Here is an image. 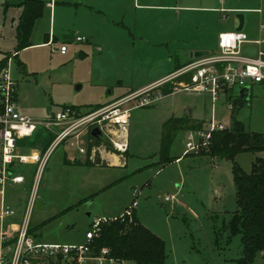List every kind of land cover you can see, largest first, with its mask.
<instances>
[{
  "label": "rangeland",
  "instance_id": "374dc122",
  "mask_svg": "<svg viewBox=\"0 0 264 264\" xmlns=\"http://www.w3.org/2000/svg\"><path fill=\"white\" fill-rule=\"evenodd\" d=\"M18 1L0 0V62L3 54H14L8 64L17 84L16 105L21 115L41 119L66 106L77 112L95 108L92 106L102 105L118 93L114 77L107 74L108 67H117L121 75L129 79L134 75L133 65L143 68L151 63L141 54L135 55L134 64L125 62V58L133 54L106 60L91 48L78 45L74 39L78 8L74 4L62 5V1L75 3L78 0H56L54 23L52 19L51 24L50 9L45 6L43 16L33 24L30 45L16 51L15 23L21 11ZM226 2L227 5L260 8L261 13L243 12V30L258 37L259 24H264V3L255 4V0ZM48 33L50 40L46 42ZM53 38L57 46L66 43L65 55L51 50ZM80 52L84 57L79 56ZM187 82V74L179 75L153 92H163L164 88L172 89L174 85ZM188 111L191 119L202 122L203 126L211 113L208 94L182 90L164 95L148 106L132 108L126 131L127 152L117 151L111 142L115 137L111 131L100 138L95 148L88 147L87 131L72 141L57 145L40 178L37 196L41 209L34 207L30 213L31 233L43 243L82 246L87 243L86 232L92 229L95 219L117 217L135 200L134 211L139 221L163 240L167 264H237L242 255L240 234H231L228 229V221L236 209L232 161L225 157L195 155L207 147L185 152L189 129L176 130L170 145V156L183 153L181 158L166 164L159 161L162 123L171 115L190 118ZM234 111L239 113L247 128L251 117V127L264 129V99L256 93L251 107L243 104ZM229 112L232 110L225 108L223 99L215 102L217 120L230 121ZM41 136L25 141L22 147H39ZM83 146L85 155L78 152ZM256 155L264 154L240 152L234 161L249 172ZM97 156H104L108 163L112 161L109 157H117V162L84 163L86 158L94 160ZM34 170L35 165L30 163L18 165L16 171L24 176V182L6 181L0 186L1 204L14 210L12 216L1 221L5 228L21 222ZM165 196H169L170 201H165ZM105 223L109 222H102L100 226ZM89 257L92 260L84 264H97L96 256L89 253ZM98 258L108 261V253ZM263 261L264 252L252 264H263Z\"/></svg>",
  "mask_w": 264,
  "mask_h": 264
},
{
  "label": "built area",
  "instance_id": "2783aa9c",
  "mask_svg": "<svg viewBox=\"0 0 264 264\" xmlns=\"http://www.w3.org/2000/svg\"><path fill=\"white\" fill-rule=\"evenodd\" d=\"M260 28L264 31V24H261ZM74 39L77 42L86 41V37L82 35H75ZM248 41L246 33L242 30L221 32L215 51L191 59L151 85L126 92L108 103L84 112H77L73 107L66 106L61 111L41 119L29 118L19 113L16 105L17 84L11 76L8 57L0 68V186L6 181L18 184L24 182V176L16 171L18 165L31 163L35 165V170L31 190L25 201L26 209L19 225L9 228L2 225L1 221L12 216L14 210L3 206L0 200V264H84L92 260L89 257L90 243L97 235L100 224L118 218L131 219L137 203L133 200L117 217L95 219L92 229L86 232L87 243L82 246L40 242L31 233L29 216L38 199L40 178L52 150L61 142L72 141L82 132L89 133L92 128H97L100 138L111 131L115 136L111 138L114 147L120 153L126 152L130 110L156 102L164 94L153 90L183 74L188 75V82L179 83L181 86L174 85L169 94L188 90L207 93L211 100V113L203 122V126L188 130L185 152L207 147L213 131L225 130L230 126L229 120H217L214 117L215 102L223 99L225 108L231 111L235 106L233 99L237 98L232 94L235 88L250 84L264 86V49L259 46L253 54L245 53L242 46ZM254 42L260 45L263 39ZM51 44L53 52L66 53V43L57 46L51 41ZM226 91H229L228 94ZM228 95L230 98H227ZM37 130L51 133L52 138L48 146L44 150L24 149L20 140L32 137ZM95 147L97 146H92ZM78 152L85 155L86 149L84 146L79 147ZM164 200L170 201V197L165 196ZM107 253V250L101 251V254ZM98 257L94 260L97 264H126L110 258L105 261Z\"/></svg>",
  "mask_w": 264,
  "mask_h": 264
},
{
  "label": "crops",
  "instance_id": "0c3cea01",
  "mask_svg": "<svg viewBox=\"0 0 264 264\" xmlns=\"http://www.w3.org/2000/svg\"><path fill=\"white\" fill-rule=\"evenodd\" d=\"M45 2V6L50 9L49 24L52 19L54 23L56 0H45ZM257 3L261 4L264 1L255 0V4ZM70 4H74L78 8L76 35L86 37V41L78 42V45H83L87 49L91 48L95 54H102L101 56L106 60H111L112 57L113 59L117 56L121 57L123 54H133L132 57L125 58V62L130 61L132 64L137 58L136 54L145 55L151 60L149 67L142 68L133 65L134 75L131 74L129 79L122 76L117 67H108L107 74L109 77H114L119 89L117 95L110 97L106 103L126 92L155 83L176 70L177 65L183 66L196 56L215 51L219 34L236 29L235 14L237 12L261 13L260 8L250 9L244 5H227L226 0H78L75 3L62 2V5L65 6ZM261 24L263 23H260L258 27L259 36L256 37L252 34L253 32L243 30V21L241 30L246 33L249 40L242 46L245 53L253 54L259 46L264 49V31L260 28ZM257 39H263V42L258 45L254 42ZM49 40L48 33L46 42ZM52 42H55V38L52 39ZM87 49L84 48V51ZM7 55H10L8 57L11 58L14 54H3L4 58L0 62V68L3 66V62H6ZM249 87L248 102L238 97V92L242 87L232 91V94L242 101L240 106L248 104L251 107L254 93L264 99V86L250 84ZM238 114L237 112V117L241 120ZM190 118H192L191 115ZM230 118L231 113L229 112ZM250 118L248 128L264 134V129L251 127ZM241 121L244 123L243 120ZM89 135L90 133H88ZM23 148L27 150L41 149L40 147ZM255 153L264 154V150ZM182 154L174 157L180 159ZM102 157L101 159L108 163L104 156ZM260 157L264 158V155H260ZM109 159L112 161L108 164L117 162V157H109ZM78 162L81 163L80 160Z\"/></svg>",
  "mask_w": 264,
  "mask_h": 264
},
{
  "label": "trees",
  "instance_id": "16d2710c",
  "mask_svg": "<svg viewBox=\"0 0 264 264\" xmlns=\"http://www.w3.org/2000/svg\"><path fill=\"white\" fill-rule=\"evenodd\" d=\"M67 3V1H62ZM45 0H22L18 3L21 13L16 24V51L30 45V34L36 19L41 17ZM177 65L175 69L180 68ZM171 92L170 88H164L163 94ZM226 91V94H228ZM227 98H230L228 95ZM235 106L231 113L229 128L221 131H213L207 149L195 154L207 157H225L232 161V175L235 187L236 209L228 221V229L231 234H240L242 255L236 261L237 264H252L256 257L264 252V158L255 156L251 163L249 172L244 171L235 161L234 157L240 152H252L264 150V134L250 130L237 117L235 107L241 105L242 101L237 97L233 99ZM93 105L92 107H99ZM202 122L189 117L171 116L162 123L159 143V161L161 164L178 159L170 156V145L176 130L198 129ZM45 134V135H43ZM42 135L44 150L51 136L44 130H37L30 138L20 140L23 145L25 141ZM88 147L99 146L100 140L88 136ZM86 164L104 165L106 162L98 156L91 160L85 159ZM90 254L99 256L102 250H107L108 258L117 262L127 264H167V255L163 240L144 226L135 211L132 218L116 219L112 222L102 224L95 237L90 243ZM264 264V261H263Z\"/></svg>",
  "mask_w": 264,
  "mask_h": 264
},
{
  "label": "water",
  "instance_id": "95a60500",
  "mask_svg": "<svg viewBox=\"0 0 264 264\" xmlns=\"http://www.w3.org/2000/svg\"><path fill=\"white\" fill-rule=\"evenodd\" d=\"M235 18L237 20V27H236L235 30H241L242 25H243V21H244L243 13L237 12L235 14ZM202 55H204V54H201L199 56H202ZM79 56L80 57H84V53L80 52L79 53ZM249 91H250V87L248 85L242 87L239 90V92H238V97L241 98V99H243L244 101L248 102ZM187 115L190 116L191 115V112L188 111ZM89 133H90L91 136H93L95 138H100V132H99V130L97 128H92ZM35 207L37 209H41V201L39 199L36 200Z\"/></svg>",
  "mask_w": 264,
  "mask_h": 264
}]
</instances>
